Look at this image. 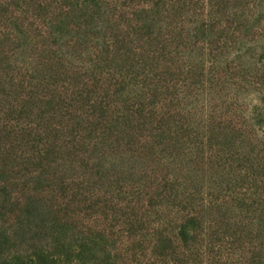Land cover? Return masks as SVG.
Here are the masks:
<instances>
[{"label": "rangeland", "instance_id": "obj_1", "mask_svg": "<svg viewBox=\"0 0 264 264\" xmlns=\"http://www.w3.org/2000/svg\"><path fill=\"white\" fill-rule=\"evenodd\" d=\"M0 264H264V0H0Z\"/></svg>", "mask_w": 264, "mask_h": 264}]
</instances>
